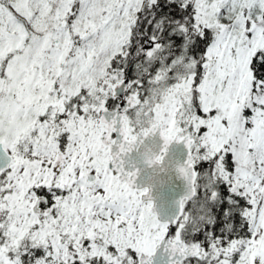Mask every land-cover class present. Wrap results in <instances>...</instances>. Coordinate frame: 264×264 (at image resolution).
<instances>
[{"label": "snow or ice", "instance_id": "obj_1", "mask_svg": "<svg viewBox=\"0 0 264 264\" xmlns=\"http://www.w3.org/2000/svg\"><path fill=\"white\" fill-rule=\"evenodd\" d=\"M0 150V264H264V0H0Z\"/></svg>", "mask_w": 264, "mask_h": 264}, {"label": "water", "instance_id": "obj_2", "mask_svg": "<svg viewBox=\"0 0 264 264\" xmlns=\"http://www.w3.org/2000/svg\"><path fill=\"white\" fill-rule=\"evenodd\" d=\"M148 143L155 151H159L163 141L157 134L154 139ZM143 151V150H141ZM186 149L183 144L174 143L166 158L162 168H150L143 164L140 152H133L129 157V165L136 164L140 167V175L137 184L140 187L151 186L152 195L156 205V211L161 219H166L177 211L176 201H178L185 192V182L176 174L175 166L186 160ZM7 163V159L2 150H0V165ZM166 257L161 249L156 257L155 264H164Z\"/></svg>", "mask_w": 264, "mask_h": 264}]
</instances>
